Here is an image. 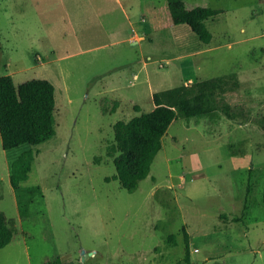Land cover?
<instances>
[{"label":"rangeland","instance_id":"obj_1","mask_svg":"<svg viewBox=\"0 0 264 264\" xmlns=\"http://www.w3.org/2000/svg\"><path fill=\"white\" fill-rule=\"evenodd\" d=\"M183 2L219 10L208 44L166 0H0V76L48 80L55 102L52 138L0 144V264H264V0ZM231 73L232 118H176L135 191L112 179L115 122ZM27 149L21 186L40 194L21 216L9 173Z\"/></svg>","mask_w":264,"mask_h":264},{"label":"trees","instance_id":"obj_2","mask_svg":"<svg viewBox=\"0 0 264 264\" xmlns=\"http://www.w3.org/2000/svg\"><path fill=\"white\" fill-rule=\"evenodd\" d=\"M173 24H186L198 41L206 45L211 40L205 21L214 18L219 10L196 6L186 9L183 0H166ZM238 87L234 73L214 79L181 84L152 93L153 109L129 121L113 125V151L120 154L114 159L112 179L128 193L136 190L144 180L150 165L162 146V137L176 118L185 120L212 118L218 112L228 118L234 113L221 96ZM54 86L45 79H31L17 86L10 75L0 76V144L5 151L21 145H37L55 134L52 123ZM264 130V126L262 127ZM34 159L30 149L22 151L10 164L9 183L16 194L21 216H26L33 197L40 194L38 185L22 187L28 178ZM109 180V178H107ZM264 206V183L262 188ZM12 238L0 212V248Z\"/></svg>","mask_w":264,"mask_h":264},{"label":"crops","instance_id":"obj_3","mask_svg":"<svg viewBox=\"0 0 264 264\" xmlns=\"http://www.w3.org/2000/svg\"><path fill=\"white\" fill-rule=\"evenodd\" d=\"M8 163H9V161H8Z\"/></svg>","mask_w":264,"mask_h":264}]
</instances>
